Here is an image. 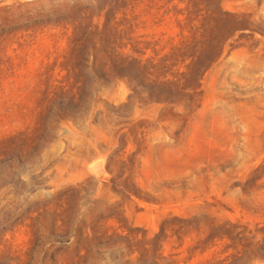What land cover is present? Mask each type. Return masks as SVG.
Segmentation results:
<instances>
[{
    "label": "rangeland",
    "instance_id": "obj_1",
    "mask_svg": "<svg viewBox=\"0 0 264 264\" xmlns=\"http://www.w3.org/2000/svg\"><path fill=\"white\" fill-rule=\"evenodd\" d=\"M0 264H264V0H0Z\"/></svg>",
    "mask_w": 264,
    "mask_h": 264
}]
</instances>
